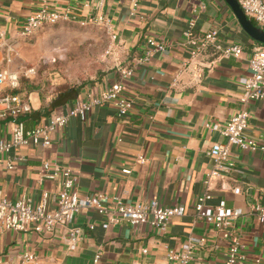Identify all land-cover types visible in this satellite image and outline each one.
Returning a JSON list of instances; mask_svg holds the SVG:
<instances>
[{"label":"crops","instance_id":"crops-1","mask_svg":"<svg viewBox=\"0 0 264 264\" xmlns=\"http://www.w3.org/2000/svg\"><path fill=\"white\" fill-rule=\"evenodd\" d=\"M134 1L0 0V70L17 72L5 63L16 56L6 50L26 18L44 3L70 11L79 20L101 15L109 19L121 53L120 69L134 70L121 80L123 94L134 102L127 116L120 118L113 105L95 107L85 122L71 118L53 135L49 148L22 149L19 155L27 161L12 170L7 167L11 156H0V193L12 201L27 198L37 205L45 192H59L62 178L39 180L43 162L50 161L78 172L81 196L105 194L130 204L157 200L168 207L182 206L186 214L174 218L163 233L150 224L134 228L122 223L105 230L103 216L83 211L72 222L83 233L74 252L67 247L64 227L41 234L9 230L0 234V264H34L22 261L27 252L35 253L39 264H93L99 252L100 264H171L169 250L185 253L190 248L194 250L191 264H225L229 240L195 214L196 201L205 193L211 196L206 202L210 209L225 201L229 211H242L235 228L247 256L244 264H264V225L253 210L254 205L264 207V152L228 146L220 132L245 108L250 113L246 134L264 142V100L246 107L240 102L251 75L249 61L262 44L246 34L225 0H137L136 11ZM192 19L196 20L192 38L217 30L220 43L240 46L242 57L224 58L209 48L193 58V47L184 36ZM150 38L164 42L167 51L141 63ZM120 69L83 85L77 98L62 94L47 109L38 95L30 93L34 111L25 118L27 127L46 124L52 116L68 113L78 99L101 94L120 81ZM10 130L11 124L3 123L0 138L10 139ZM215 143L228 146L230 155L221 176L207 189V174L215 168L210 156ZM236 188L240 194H235ZM91 224L94 231L88 229Z\"/></svg>","mask_w":264,"mask_h":264},{"label":"built area","instance_id":"built-area-1","mask_svg":"<svg viewBox=\"0 0 264 264\" xmlns=\"http://www.w3.org/2000/svg\"><path fill=\"white\" fill-rule=\"evenodd\" d=\"M134 11L137 10L138 1H134ZM239 4L245 15L255 21L264 30V0H240ZM205 9V6L202 7ZM78 22L82 26L96 24L104 27L116 41V34L112 31L109 19L99 16L90 20H79L73 17L70 11H59L53 9L49 4L44 3L41 9L29 15L24 21L17 37L28 38L46 26L56 25L60 22ZM196 26V20L192 19L189 29L184 32L189 44L193 47V58L199 57L209 48H213L224 58H240L243 49L240 46H223L219 41V32L211 30L200 39L192 38V30ZM148 49L141 63H147L155 53H165L167 45L164 42L156 41L153 38L147 41ZM11 51V46L8 45ZM10 62V59H7ZM251 75L244 82L243 93L240 102L247 106L251 102L264 100V45L252 55L250 61ZM133 69H120L121 79L119 82L107 88L97 96H89L88 99H78L74 106L66 114H56L52 116L46 124L28 128L24 117L34 111V104L30 93L22 90V78L18 72L7 69L0 70V127L3 123L11 124L10 139L0 138V156H11L7 164L12 170L16 164L26 162L27 158L19 155L20 151L28 147L49 148L52 145L53 135L62 131L71 118H80L86 121L88 114L95 107L113 105L118 116H127L134 108V102L123 94L122 81L133 75ZM35 69L27 71V75H34ZM122 80V81H121ZM250 113L243 108L239 113L232 116L227 122L224 130L220 131L228 142V146L238 147L242 151L264 152V142L260 143L256 139L249 137L246 132L249 128ZM219 130L217 126L213 128ZM228 146L220 143L213 144L210 156L215 168L207 174L205 185L210 187L212 180L221 176L224 163L228 161L230 150ZM142 163L145 162L140 158ZM233 166V164H229ZM62 178L61 190L51 194L45 192L41 203L31 204L27 198L17 201L9 200L0 193V234L16 230L35 233H52L57 227H64L67 230L65 242L69 251L78 249L83 240V233L80 228L73 227L74 218L83 211L94 210L104 217L102 228L107 230L122 223H128L134 228L143 224H150L153 228L165 233L174 218L183 217L186 214L184 207H168L162 205L157 200H150L130 204L120 197L109 198L105 194H95L92 196H81L78 190V172L70 168H63L53 162H43L39 180H55ZM240 189H235V194H240ZM211 196L208 193L198 197L194 206L196 217L211 225L215 230L221 232L224 238L228 239L229 250L225 264H244L247 256L243 250L242 238L237 233L235 222L242 215L240 209L229 211L225 201H221L217 206L210 209L206 202ZM254 212L259 215L264 225V207L253 206ZM95 224L89 225L90 231L95 230ZM203 240L201 245H203ZM144 254L147 250L143 251ZM22 261L39 264L38 257L33 252L22 255ZM101 252L97 253L93 259V264H100ZM167 259L171 264H191L194 260V250L190 248L185 253L169 250Z\"/></svg>","mask_w":264,"mask_h":264},{"label":"rangeland","instance_id":"rangeland-1","mask_svg":"<svg viewBox=\"0 0 264 264\" xmlns=\"http://www.w3.org/2000/svg\"><path fill=\"white\" fill-rule=\"evenodd\" d=\"M9 45L6 53L16 59L5 63L24 76L22 90L38 95L46 109L69 89L101 81L122 67L109 32L92 23L60 22ZM31 69L34 75H27Z\"/></svg>","mask_w":264,"mask_h":264},{"label":"water","instance_id":"water-1","mask_svg":"<svg viewBox=\"0 0 264 264\" xmlns=\"http://www.w3.org/2000/svg\"><path fill=\"white\" fill-rule=\"evenodd\" d=\"M232 9L239 24L246 34L255 42L264 45V30L256 26L243 12L239 0H225Z\"/></svg>","mask_w":264,"mask_h":264},{"label":"trees","instance_id":"trees-1","mask_svg":"<svg viewBox=\"0 0 264 264\" xmlns=\"http://www.w3.org/2000/svg\"><path fill=\"white\" fill-rule=\"evenodd\" d=\"M81 88H82V86H81V87L72 88V89H69L68 91H66L65 93L70 94V96H72L73 98H77V97L79 96L80 92H81ZM52 104H53V103H52ZM40 112H42V111H39V114H40ZM31 114H32V113H31ZM27 116H28V115H27ZM27 116L24 117V120H25V118H26ZM25 122H26V121H25Z\"/></svg>","mask_w":264,"mask_h":264}]
</instances>
